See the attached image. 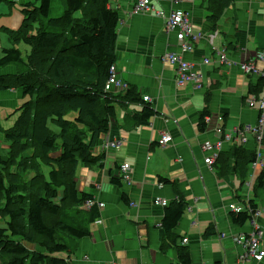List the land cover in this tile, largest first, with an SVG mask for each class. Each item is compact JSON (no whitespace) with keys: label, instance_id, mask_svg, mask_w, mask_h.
Instances as JSON below:
<instances>
[{"label":"crops","instance_id":"0c3cea01","mask_svg":"<svg viewBox=\"0 0 264 264\" xmlns=\"http://www.w3.org/2000/svg\"><path fill=\"white\" fill-rule=\"evenodd\" d=\"M150 1V13L132 14V0H111L109 8L119 16L114 64L118 77L150 99L155 115L148 125L134 128L129 119L142 111L141 106L116 107L115 124L94 148L95 155H104L103 168L82 166L76 172L78 191L104 205L99 223L89 226V237L74 242L70 255L56 256L69 264H181L178 252L184 250L190 264H237L243 250L232 237L249 233L254 215L264 209V162L253 168L256 161L250 163L248 156L255 159V138L242 136L240 130L257 123L258 111L244 100L259 98L261 94H250L249 89L260 78L243 74L239 66L264 48V0H233L215 23L209 0ZM173 10L186 13L194 33L200 35L190 53L180 49L174 33L165 31L164 21ZM220 50H225L229 65L219 63L215 52ZM167 52L187 63L201 65L208 60L200 67L204 88L178 87L177 67L161 62ZM11 91L20 94L11 98L13 112L27 100L21 92ZM204 112L211 121L204 117L209 122L201 132ZM217 117L223 118L220 127L233 140L223 144L218 161L209 168L204 163L208 154L201 147L217 141ZM163 136L171 138L166 145L158 143ZM112 139L121 145L103 150L102 144ZM122 164L130 166L132 180L113 185L112 178L120 179ZM177 201L185 205L184 213L170 243L161 224L165 209ZM230 206L239 212L228 210ZM247 209L250 220L234 224L231 215L246 214ZM255 220L264 248V215ZM253 264H264V259Z\"/></svg>","mask_w":264,"mask_h":264},{"label":"trees","instance_id":"16d2710c","mask_svg":"<svg viewBox=\"0 0 264 264\" xmlns=\"http://www.w3.org/2000/svg\"><path fill=\"white\" fill-rule=\"evenodd\" d=\"M110 1L64 0L63 14L50 17L52 0H39L38 8L23 6V21L16 31L5 30L12 46L3 48L0 68L14 65L20 70L0 76V91L19 90L28 100L13 113L17 118L7 135L9 155L0 159L4 264H69L56 255H70L68 242L89 237V226L100 214L97 205L81 210L94 197L78 191V166L103 168L104 155H95L94 148L115 124L116 107L141 106V112L129 115L134 128L148 125L155 115L136 88L122 94L104 90L110 67L117 61L119 16L109 8ZM209 2L215 23L233 0ZM19 42L29 47L26 60L15 47ZM262 88L260 78L249 93L261 94ZM209 115H201V132ZM248 157L250 163L255 160L254 155ZM29 171L34 176L27 181L23 175ZM111 183L121 184L116 178ZM123 201L130 204L124 196ZM184 206L174 202L164 211L161 228L170 243ZM231 219L242 226L250 216L232 214ZM178 259L190 264L184 250Z\"/></svg>","mask_w":264,"mask_h":264},{"label":"built area","instance_id":"2783aa9c","mask_svg":"<svg viewBox=\"0 0 264 264\" xmlns=\"http://www.w3.org/2000/svg\"><path fill=\"white\" fill-rule=\"evenodd\" d=\"M133 1V9L132 14H142V13H150L153 11L152 3L150 0H132ZM184 1V0H181ZM172 2H176L172 0ZM164 19L163 13H161ZM186 16V13L180 10H173L172 13L165 19V31L167 33H174L178 46L184 53H190L193 51L195 44L199 42L200 35H196L194 33L193 27L190 25L189 20ZM202 37V36H201ZM212 38V37H211ZM217 57L219 58V63L221 65H229L230 61L226 57L225 50H220L215 52ZM163 60L168 61L172 64H178L177 67V81L176 85L178 87H183L188 85L189 83H198L196 87L197 90L203 89V81L202 74L200 71V67L202 65H207L208 60L204 59V61L200 64L193 63H182L181 65L178 63L179 57L174 53H165L161 57ZM240 69H242L245 75H256L262 79L263 88L262 93L258 99L254 97H249L245 101V105L249 107H253L254 103H256V110L258 111V119L257 123L254 126H246L242 127L240 130L241 135L244 136L247 134H252L255 138L257 151L255 152V162L252 163L253 168L257 166V164H262L264 162V48L260 51H257L254 57L249 61V63L241 62L239 63ZM129 89V86L125 84L119 77L118 72L116 70V66L112 65L110 67V77L105 84V92L107 93H116L122 94L125 93ZM144 102L150 103V99L148 97L143 98ZM211 121V118L208 117ZM206 119L209 122V119ZM205 121V122H206ZM217 127L214 130V134L217 138L216 142H205L202 144V152L207 153L204 157V163L207 167L211 168L216 160L220 152L222 151V146L226 141H231L228 135H226L223 129L220 127L223 119L221 117L214 118ZM206 122V124H207ZM236 131V135L238 136V132ZM171 138L168 136H163L159 139L158 143L160 145H166L170 142ZM244 141V138H243ZM121 145L120 140H109L107 144L103 143V150L105 149H117ZM119 177L121 181L126 184H129L132 180L131 176V168L128 164H122L119 170ZM162 205L165 204V201H156ZM94 205H97L99 209H101L104 205L99 203L95 198L91 200H87L84 202L83 207L85 209H91ZM132 205V204H131ZM130 205V206H131ZM228 210L233 211L234 213L239 212V209L234 211L233 206L227 207ZM232 208V209H231ZM250 216V213L247 209L246 211ZM260 215H264V209L257 212L254 215V218L257 219ZM253 219L251 222V230L247 234H239L232 237L234 244L240 247L243 252L239 255L237 264H253L260 263L264 259V248L261 245V230L256 224V220ZM97 219L94 223H99ZM183 243H186V239L183 240ZM116 264V263H112Z\"/></svg>","mask_w":264,"mask_h":264},{"label":"rangeland","instance_id":"374dc122","mask_svg":"<svg viewBox=\"0 0 264 264\" xmlns=\"http://www.w3.org/2000/svg\"><path fill=\"white\" fill-rule=\"evenodd\" d=\"M63 3L64 0H52V9L50 12V17H57L63 14ZM28 4L32 7H37V8L40 6L39 0H4L2 3H0V56H2L3 48H10L12 46V43L9 40V35L5 30L16 31L21 26V23L23 21L22 8L24 5H28ZM15 47L20 50L22 54V58L26 60V56L29 53V47L22 42L16 44ZM161 62L163 64L168 63L174 67H178V64H172L168 61L163 60L162 58H161ZM178 63L181 65L182 63H187V62L179 58ZM19 70L20 68L14 65L0 68V76L5 77L9 75H15L19 72ZM240 71L243 73L242 69H240ZM109 77H110V70H109ZM176 78H177V70H176ZM124 83L127 84L126 82ZM187 86H190L193 90H197L196 87L198 86V83H189ZM203 88H204V84H203ZM15 91H19V90H15ZM4 92H6L5 93L6 95L3 94ZM14 95L20 97V94L18 92H13L10 89H7L6 91H0V159L8 158L11 147V142L7 139V135L11 131L10 129L13 127L14 125L13 123L17 118L16 115H13L16 108L12 112L15 106L13 105L12 103L13 99L11 98ZM25 100H28L27 96H25ZM149 104H151V102ZM7 106L8 109L5 108ZM9 107H11V109H9ZM256 107L257 105L256 103H254V106L251 109L253 108L256 109ZM72 117L73 115H70L69 118ZM81 168L83 167L79 165L77 168V172ZM15 171L16 170H14L13 172ZM33 176L34 174L32 171H29L23 175V177L27 181H30ZM4 227H5V220L0 217V228H4ZM74 242L75 241L68 242L69 249L72 252L74 251L73 250ZM4 262L5 259L0 258V264H4Z\"/></svg>","mask_w":264,"mask_h":264},{"label":"bare ground","instance_id":"6f19581e","mask_svg":"<svg viewBox=\"0 0 264 264\" xmlns=\"http://www.w3.org/2000/svg\"><path fill=\"white\" fill-rule=\"evenodd\" d=\"M167 54H169V52H167ZM251 97H254V96H251ZM209 232V231H208Z\"/></svg>","mask_w":264,"mask_h":264}]
</instances>
